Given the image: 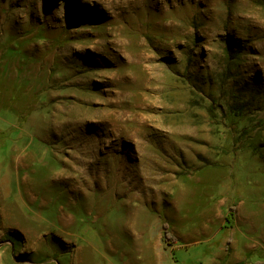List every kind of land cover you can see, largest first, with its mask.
I'll use <instances>...</instances> for the list:
<instances>
[{
    "label": "rangeland",
    "instance_id": "1",
    "mask_svg": "<svg viewBox=\"0 0 264 264\" xmlns=\"http://www.w3.org/2000/svg\"><path fill=\"white\" fill-rule=\"evenodd\" d=\"M0 264H264V0H0Z\"/></svg>",
    "mask_w": 264,
    "mask_h": 264
},
{
    "label": "trees",
    "instance_id": "2",
    "mask_svg": "<svg viewBox=\"0 0 264 264\" xmlns=\"http://www.w3.org/2000/svg\"><path fill=\"white\" fill-rule=\"evenodd\" d=\"M235 211H236L235 206H231V208H230V212H229L228 216L226 217V220H227L228 222H231V218H232L233 215L235 214ZM165 228H166V237L171 238V239L174 240V237H173L172 234H170V232H169V228H168L167 224H165Z\"/></svg>",
    "mask_w": 264,
    "mask_h": 264
}]
</instances>
